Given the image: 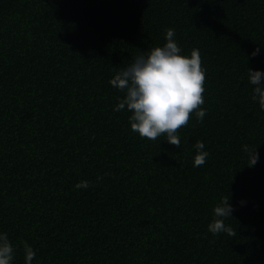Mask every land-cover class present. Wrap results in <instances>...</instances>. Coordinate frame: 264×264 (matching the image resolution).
I'll use <instances>...</instances> for the list:
<instances>
[{"label": "trees", "instance_id": "obj_1", "mask_svg": "<svg viewBox=\"0 0 264 264\" xmlns=\"http://www.w3.org/2000/svg\"><path fill=\"white\" fill-rule=\"evenodd\" d=\"M169 28L206 70V115L179 130V149L134 133L109 83ZM248 68L264 72V0H0V233L13 264L22 242L33 264H264V110ZM223 196L235 237L207 228Z\"/></svg>", "mask_w": 264, "mask_h": 264}, {"label": "clouds", "instance_id": "obj_2", "mask_svg": "<svg viewBox=\"0 0 264 264\" xmlns=\"http://www.w3.org/2000/svg\"><path fill=\"white\" fill-rule=\"evenodd\" d=\"M174 37V29H167L163 46L138 54L127 67L117 71L109 83L124 93L113 110L120 112L126 108L131 113L128 121L134 133H138L141 139L152 141L164 136L168 144L179 149V130L188 126L193 114L197 122H202L206 115V109L202 107L205 103L206 70L199 49L193 48L190 56L184 55ZM259 52L260 47H257L251 56L255 57ZM247 76L254 86L252 100L264 110V72L248 68ZM193 148L194 167L203 166L209 156L204 150V143L197 140ZM242 149L247 156V167H253L259 160L257 147L245 144ZM102 178L98 176L97 181ZM90 186L89 181L82 180L74 187L87 189ZM229 201V196H223L213 208V219L207 226L213 235H237L224 222L232 218L235 211ZM239 203L243 204L244 201ZM22 243L24 264H33L36 252L27 242ZM14 252V245L7 233H0V264H13Z\"/></svg>", "mask_w": 264, "mask_h": 264}]
</instances>
